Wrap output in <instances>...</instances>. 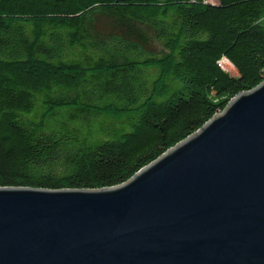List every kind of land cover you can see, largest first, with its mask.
Listing matches in <instances>:
<instances>
[{
    "label": "trees",
    "instance_id": "16d2710c",
    "mask_svg": "<svg viewBox=\"0 0 264 264\" xmlns=\"http://www.w3.org/2000/svg\"><path fill=\"white\" fill-rule=\"evenodd\" d=\"M263 77L264 0H0V186L122 183Z\"/></svg>",
    "mask_w": 264,
    "mask_h": 264
},
{
    "label": "water",
    "instance_id": "95a60500",
    "mask_svg": "<svg viewBox=\"0 0 264 264\" xmlns=\"http://www.w3.org/2000/svg\"><path fill=\"white\" fill-rule=\"evenodd\" d=\"M0 264H264V77L122 183L0 186Z\"/></svg>",
    "mask_w": 264,
    "mask_h": 264
},
{
    "label": "rangeland",
    "instance_id": "374dc122",
    "mask_svg": "<svg viewBox=\"0 0 264 264\" xmlns=\"http://www.w3.org/2000/svg\"><path fill=\"white\" fill-rule=\"evenodd\" d=\"M206 1L215 2V0H206ZM220 65L224 69L228 70L231 74H235L236 73L235 68L227 60L220 61Z\"/></svg>",
    "mask_w": 264,
    "mask_h": 264
},
{
    "label": "bare ground",
    "instance_id": "6f19581e",
    "mask_svg": "<svg viewBox=\"0 0 264 264\" xmlns=\"http://www.w3.org/2000/svg\"><path fill=\"white\" fill-rule=\"evenodd\" d=\"M222 60H226V59H222Z\"/></svg>",
    "mask_w": 264,
    "mask_h": 264
}]
</instances>
